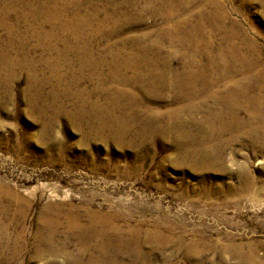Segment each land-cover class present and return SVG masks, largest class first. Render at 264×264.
<instances>
[{"label": "rangeland", "instance_id": "obj_1", "mask_svg": "<svg viewBox=\"0 0 264 264\" xmlns=\"http://www.w3.org/2000/svg\"><path fill=\"white\" fill-rule=\"evenodd\" d=\"M54 1L0 0V182L30 201L26 217H17L19 226L10 231L21 235L18 251H1L0 264L57 263L35 256L42 217L55 204L64 212L72 204L115 216L126 241L134 230L141 238L153 230L169 237L156 250L144 246L147 262L132 253L118 257L121 264H264V151L234 142L214 159L191 154L190 144L181 151L173 137L151 135L156 120L167 121L179 108L184 120L204 116L187 111L188 100L180 95L188 76L183 66L197 55L171 37L175 13L188 17L180 30L194 38L207 39L214 23L222 31L212 35L218 45L235 33L233 42L247 59L259 58L263 71L264 0H182L179 6L161 0ZM167 58L176 78L158 73L152 83L143 67H162ZM133 61L143 65L140 71L124 69ZM241 76L236 72L237 80ZM257 79L254 86H264V77ZM76 90L93 103L116 98L125 110L130 103L140 128L150 129L144 137L118 139L109 130L105 139L98 137L95 122L74 116L82 102ZM58 106L64 111L52 115ZM42 107L50 112L41 114ZM66 232L59 227L57 243ZM68 251L77 246L69 244Z\"/></svg>", "mask_w": 264, "mask_h": 264}, {"label": "bare ground", "instance_id": "obj_2", "mask_svg": "<svg viewBox=\"0 0 264 264\" xmlns=\"http://www.w3.org/2000/svg\"><path fill=\"white\" fill-rule=\"evenodd\" d=\"M161 1L172 6H179L180 2H182V0ZM47 2L54 4L57 1L47 0ZM127 2L130 3L131 1L127 0ZM61 4L56 3L54 6ZM175 15L176 17L172 18L175 21V26L171 37L181 44H187L190 46L189 48L193 47L194 55H197V58L193 59L187 57L189 61L185 63L186 66H183L188 76L186 78L187 82L179 86L180 95L188 100L185 103L187 109L189 108L187 111L193 113L204 111V116L199 121H195L192 117L184 120V117L182 118L183 108H179L174 113L172 112L173 115L167 121L156 120L159 126L151 135L156 138L173 137L176 142L180 143L181 151L184 148V144L186 149L189 150L190 144L191 154L200 152L202 155L206 157L212 156L214 159H219L222 156L221 151H225L234 142L246 141L252 149L258 148L260 151H264V86L255 87L253 82L258 77L260 81L264 77V70H258L260 69L259 58L254 57L257 60L253 57L247 59L248 57L243 55L242 48L235 44L236 42H233L237 36L235 33H231L228 36L229 42L225 46L218 45L212 37L222 31L215 23L211 27L212 31H210V36L207 39L204 37L194 38L188 31L182 32L180 27L187 25L188 17H179L177 13ZM125 19L126 17L121 20L118 18H111L110 20L121 23ZM102 22L107 21L103 19ZM198 32H200L199 29ZM250 45L248 43L246 47L251 54H254V45L253 48ZM201 57L206 60V64H203ZM200 59L202 62H200ZM170 63L171 59L167 58L164 60L162 67L154 65L146 67V64L143 68L151 71L152 76H150L152 83H154V78L158 73L166 72L176 78L177 72H174ZM129 64L124 65V69L137 71L143 66L135 65L134 61L132 65ZM117 69V66H114V73H116L115 70ZM236 72H241L240 81L236 79ZM112 77L114 78V76ZM135 77L138 76L135 75ZM200 80H203L202 82L205 81V83L200 85ZM165 84L166 82L164 81ZM168 84L171 85L170 83ZM31 89H34V87H31ZM63 89L65 88L60 90ZM52 94L55 98L59 97V93ZM114 94L117 95L118 92L115 91ZM77 95L82 102L77 107L79 113L74 116H76V119L83 117L87 124L95 122L96 127L91 129L98 137L105 139L108 130L117 132L118 139L127 134L134 137L139 136L143 132L142 137L146 135L145 130L149 126H146L145 130L140 128L139 119L131 111L130 103L124 104L125 110L116 98H109L103 104H99L98 102L93 103L90 99L84 97L87 95L85 91H77ZM43 107L40 108L41 114L50 112L44 110ZM134 110L135 112L137 111L136 106ZM63 111V107H55V113L52 115L60 114ZM84 111L89 114L84 116L81 113ZM152 114L150 115L151 117H153ZM192 123L197 127L192 128ZM195 131H197V139L193 136ZM225 135H228V140L223 139ZM210 165L211 163H207L204 166L210 168ZM243 172L245 173L244 170ZM29 206L30 201L27 198L20 196L10 186L0 182V252L9 251L14 255L18 251L21 235L12 237L10 231L12 228L19 226L15 221L17 217H26ZM67 208L68 210L64 212V206L55 204L50 210L53 214L50 213L49 217H42L39 228L42 232H39L35 240L37 244L35 256L37 258L49 256L48 260L54 263L57 262L56 264L61 263V260L67 264H97L98 262L121 264L118 257H126L127 255L130 257V254L136 253L137 258L144 263L150 257L143 255L144 246H149L152 250H156L170 240L168 236H163L157 230L144 234L143 238H141V234L134 230L135 234L129 235L132 240L126 241L123 237H119V232L122 229L115 224V216L109 213L94 212L90 208L76 207L72 204H69ZM6 218L7 220L10 219V221L5 222L4 219ZM59 227L67 228L66 239L62 243L56 242ZM71 243L77 246L76 252L68 251ZM238 248V246H232L230 250L239 253ZM252 255L253 252H250L248 259H251Z\"/></svg>", "mask_w": 264, "mask_h": 264}]
</instances>
